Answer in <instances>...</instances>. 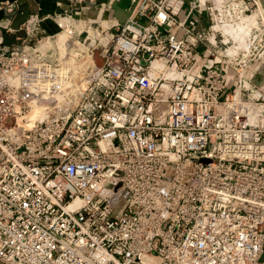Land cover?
I'll return each mask as SVG.
<instances>
[{"label":"built area","instance_id":"2783aa9c","mask_svg":"<svg viewBox=\"0 0 264 264\" xmlns=\"http://www.w3.org/2000/svg\"><path fill=\"white\" fill-rule=\"evenodd\" d=\"M115 2L0 43V261L264 264L261 0Z\"/></svg>","mask_w":264,"mask_h":264},{"label":"crops","instance_id":"0c3cea01","mask_svg":"<svg viewBox=\"0 0 264 264\" xmlns=\"http://www.w3.org/2000/svg\"><path fill=\"white\" fill-rule=\"evenodd\" d=\"M59 2H61L62 5H59ZM128 3L129 0H121L120 5L127 6ZM21 8L29 11L30 14L36 12L47 14L55 11H62L66 8V4L65 0H21ZM99 12L100 11L97 8L94 14H99ZM15 16L12 17L4 11H0V43L8 48L18 47L20 45L18 37L24 35L23 31L12 32L8 30L12 27ZM43 26L48 32H53L54 30V27L50 22H45ZM258 78L264 80V69L259 74Z\"/></svg>","mask_w":264,"mask_h":264},{"label":"water","instance_id":"95a60500","mask_svg":"<svg viewBox=\"0 0 264 264\" xmlns=\"http://www.w3.org/2000/svg\"><path fill=\"white\" fill-rule=\"evenodd\" d=\"M261 2L263 5V8H264V0H261ZM113 8L115 11V16L121 21H124L130 15V12H128L123 7H121L118 2H115L113 4ZM29 14H30L29 11L21 8L20 11L16 14L11 28L13 30H18L20 25L24 21H26ZM94 53H95V56L97 58V65L102 66L104 64V61H105V55H104L103 51L100 48H97V49H95ZM0 264H4V263L0 261Z\"/></svg>","mask_w":264,"mask_h":264},{"label":"rangeland","instance_id":"374dc122","mask_svg":"<svg viewBox=\"0 0 264 264\" xmlns=\"http://www.w3.org/2000/svg\"><path fill=\"white\" fill-rule=\"evenodd\" d=\"M137 21L142 23V24H148V19L144 18V17H137ZM66 36L64 34L60 35L61 39H64Z\"/></svg>","mask_w":264,"mask_h":264},{"label":"bare ground","instance_id":"6f19581e","mask_svg":"<svg viewBox=\"0 0 264 264\" xmlns=\"http://www.w3.org/2000/svg\"><path fill=\"white\" fill-rule=\"evenodd\" d=\"M262 6V5H261ZM39 110L38 109H36L35 110V112H34V114H33V117H37V116H39V112H38Z\"/></svg>","mask_w":264,"mask_h":264}]
</instances>
